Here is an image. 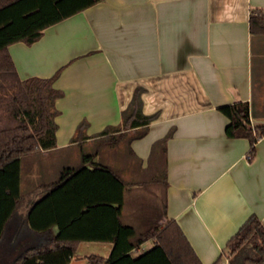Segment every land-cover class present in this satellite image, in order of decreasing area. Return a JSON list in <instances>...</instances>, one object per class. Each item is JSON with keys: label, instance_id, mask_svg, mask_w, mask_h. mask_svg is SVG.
I'll list each match as a JSON object with an SVG mask.
<instances>
[{"label": "crops", "instance_id": "crops-1", "mask_svg": "<svg viewBox=\"0 0 264 264\" xmlns=\"http://www.w3.org/2000/svg\"><path fill=\"white\" fill-rule=\"evenodd\" d=\"M257 9L264 11V0H101L48 26L31 44L12 43L22 78L58 73L57 146L46 152L84 145L99 154L97 147L110 141L94 135L122 122L137 88L143 111L157 114L145 135L129 143L136 133L130 129L122 138L121 180L83 168L61 192L39 201L31 220L48 214L42 222L59 224L79 245L105 241L100 255L112 258L106 264H170L154 239L130 240L141 224L160 225L163 174L161 226L175 220L204 264L226 255L252 215L264 223V137L252 151L249 138L231 134L230 115L233 102L248 101L253 123H264V34L250 28ZM84 120L90 137L73 141ZM123 165L135 172H123Z\"/></svg>", "mask_w": 264, "mask_h": 264}, {"label": "trees", "instance_id": "trees-1", "mask_svg": "<svg viewBox=\"0 0 264 264\" xmlns=\"http://www.w3.org/2000/svg\"><path fill=\"white\" fill-rule=\"evenodd\" d=\"M101 0H0V246L5 241L10 223L16 218L24 198L20 189L21 158L32 153L53 149L57 146L55 120L59 110L56 99L63 92L54 86L58 73L51 77L31 76L22 78L16 68L9 46L17 41L33 43L45 29ZM252 33L264 34V11L253 10L250 14ZM9 78V80H7ZM231 134L247 137L252 151L260 137H264V123L254 124L252 107L248 101H235L230 105ZM157 114L143 111L142 89L137 88L127 108L122 111V122L108 125L94 136L108 135L105 140L115 144L136 129L132 139L145 135L149 124ZM89 122L79 123L73 141L90 137L85 133ZM166 139L157 144H165ZM130 145V144H129ZM88 165L120 175L112 166L96 160V153H84L82 162L67 166L58 180L43 182L37 186L29 211L53 192L60 191L67 181ZM29 213V212H28ZM27 221V219L25 220ZM24 221V222H25ZM26 223V222H25ZM36 242L26 245L13 257L12 264H69L80 239L59 236L54 226L36 229L29 224ZM154 239L171 264H204L183 229L175 220L166 225H152L140 231L137 243ZM229 264H264V223L252 215L227 243ZM222 256L214 263L218 264ZM112 258L90 255L91 264L109 263Z\"/></svg>", "mask_w": 264, "mask_h": 264}, {"label": "rangeland", "instance_id": "rangeland-1", "mask_svg": "<svg viewBox=\"0 0 264 264\" xmlns=\"http://www.w3.org/2000/svg\"><path fill=\"white\" fill-rule=\"evenodd\" d=\"M9 80V78L7 79ZM259 81V82H258ZM262 83L258 78V69L256 70V86L255 91L260 95L262 88ZM3 108H0V113L2 114ZM125 140V139H124ZM119 139V141L113 145L100 146L98 148V153L96 155V160L102 163L113 162V165L116 166L118 173H121V162L124 158L127 157L126 153V140ZM94 152V149L85 147L84 145H77L76 147H68L61 149H54L50 151L43 150L39 153H32L30 155L23 156L21 158V182L20 189L24 195V198L19 207V212L16 218L10 223L9 230L5 241L0 246V264H12L13 257L19 253L26 245H30L36 242V238L32 232L28 231V216L30 226L36 229H44L42 227H47L45 220L48 214L44 217H41L37 221L31 220L32 209L29 211V197H33L36 193L37 186L43 182H50L53 180H58L61 176L62 170L67 166L78 165L82 162L84 153ZM93 168L92 165H88L85 169ZM84 170V169H83ZM115 170V169H114ZM84 172V171H82ZM123 172L131 173L135 172L133 166L123 165ZM148 172H152L149 170ZM74 176V175H73ZM73 176L71 177L73 179ZM160 208H159V220L155 219V223L164 224V186H163V174H160ZM70 181V180H69ZM155 188L157 184L155 183ZM62 189L59 191L61 192ZM156 198V196H155ZM29 212V213H28ZM55 213V214H53ZM53 215H56V212H53ZM154 216H157V213L154 212ZM27 219V221H25ZM26 223H25V222ZM142 225V224H141ZM140 225V230H136L135 235L130 236V240H133L138 236V233L150 224ZM59 224H55V232L57 235L61 236H70L71 234L65 233L67 231H62L59 228ZM135 233V230H133ZM108 245L105 241L94 240V239H83L79 247L77 248L73 259L69 264H91L90 255L92 254H105L107 251ZM160 250V249H159ZM162 251V250H161ZM229 251L226 252V255L222 258V264L225 263L227 259H230ZM170 262V261H168ZM230 263V261H229ZM171 264V263H170Z\"/></svg>", "mask_w": 264, "mask_h": 264}, {"label": "built area", "instance_id": "built-area-1", "mask_svg": "<svg viewBox=\"0 0 264 264\" xmlns=\"http://www.w3.org/2000/svg\"><path fill=\"white\" fill-rule=\"evenodd\" d=\"M246 158H247L248 160H250V159L252 158V153L249 152V153L246 155ZM100 264H105V263H100ZM224 264H229V259H227V260L225 261Z\"/></svg>", "mask_w": 264, "mask_h": 264}]
</instances>
